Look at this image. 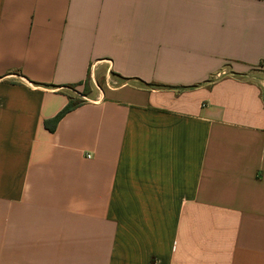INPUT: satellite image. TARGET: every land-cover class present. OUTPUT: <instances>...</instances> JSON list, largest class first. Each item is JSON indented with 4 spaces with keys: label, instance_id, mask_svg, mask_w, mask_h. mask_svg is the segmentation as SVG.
Segmentation results:
<instances>
[{
    "label": "crops",
    "instance_id": "1",
    "mask_svg": "<svg viewBox=\"0 0 264 264\" xmlns=\"http://www.w3.org/2000/svg\"><path fill=\"white\" fill-rule=\"evenodd\" d=\"M0 264H264V0H0Z\"/></svg>",
    "mask_w": 264,
    "mask_h": 264
},
{
    "label": "trees",
    "instance_id": "2",
    "mask_svg": "<svg viewBox=\"0 0 264 264\" xmlns=\"http://www.w3.org/2000/svg\"><path fill=\"white\" fill-rule=\"evenodd\" d=\"M88 81H89V76L86 79V82H88ZM71 87H73V86H71ZM145 87L151 88V87H155V85L147 84V85H145ZM156 87L170 88V87H166V86H156ZM82 103H83V101L73 102L72 98H70L68 104L52 120L47 121L45 123V126L48 128V130L53 132L56 129L57 123L60 121V119H62L70 111H72L75 108H77L78 106H80Z\"/></svg>",
    "mask_w": 264,
    "mask_h": 264
},
{
    "label": "rangeland",
    "instance_id": "3",
    "mask_svg": "<svg viewBox=\"0 0 264 264\" xmlns=\"http://www.w3.org/2000/svg\"><path fill=\"white\" fill-rule=\"evenodd\" d=\"M95 79L97 82L101 81L99 77H96ZM94 87L95 84L92 83V81L86 82L84 85L70 87L69 92L72 96L73 102L84 101L86 95H91V92Z\"/></svg>",
    "mask_w": 264,
    "mask_h": 264
}]
</instances>
